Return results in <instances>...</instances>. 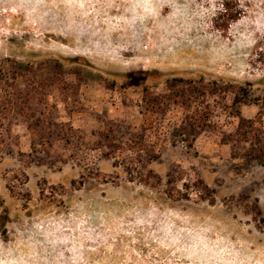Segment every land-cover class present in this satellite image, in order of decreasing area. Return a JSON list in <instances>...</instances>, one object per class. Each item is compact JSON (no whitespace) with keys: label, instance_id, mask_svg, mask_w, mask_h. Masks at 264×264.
<instances>
[{"label":"rangeland","instance_id":"obj_1","mask_svg":"<svg viewBox=\"0 0 264 264\" xmlns=\"http://www.w3.org/2000/svg\"><path fill=\"white\" fill-rule=\"evenodd\" d=\"M263 53L264 0H0V264H264Z\"/></svg>","mask_w":264,"mask_h":264},{"label":"trees","instance_id":"obj_2","mask_svg":"<svg viewBox=\"0 0 264 264\" xmlns=\"http://www.w3.org/2000/svg\"><path fill=\"white\" fill-rule=\"evenodd\" d=\"M223 7H224V14H222V16L220 17V18H223V20H224V26H222V25H216V27L218 28H220V29H224V27H226V29L229 27V25H230V22L231 21H235V20H238V18L242 15V10H240L239 8H237L236 7V9L234 8V7H232L231 5H230V3H228V2H226L224 5H223ZM263 55H264V53H263ZM182 82V83H185V82H187V80H185V79H178V80H176V82ZM226 92V91H225ZM245 120L244 119H241V122H244ZM252 124H256L257 122L256 121H252L251 122ZM240 129V128H239ZM237 141H239V139L237 140ZM259 143H260V141H259ZM3 203V201L0 199V204H2Z\"/></svg>","mask_w":264,"mask_h":264}]
</instances>
